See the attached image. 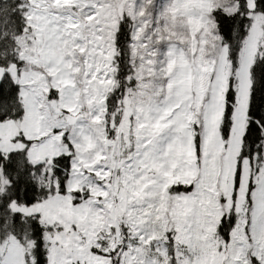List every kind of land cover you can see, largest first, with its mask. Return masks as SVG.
I'll list each match as a JSON object with an SVG mask.
<instances>
[{
  "label": "rangeland",
  "instance_id": "1",
  "mask_svg": "<svg viewBox=\"0 0 264 264\" xmlns=\"http://www.w3.org/2000/svg\"><path fill=\"white\" fill-rule=\"evenodd\" d=\"M247 3L253 11L255 0H247ZM93 4L97 7L90 9ZM236 7L235 0H57L55 3L27 0L28 27L16 42L21 67L8 68L21 86L25 113L18 121L0 123V151L8 154L18 150L15 142L18 133L41 136L47 132L51 138L46 142L30 143L28 157L32 162L49 164L50 157L66 150L67 140L61 142L52 136L63 127L67 129L66 138L71 133L83 143L84 135L90 136L91 144L104 148L107 153L108 160L102 164L113 169L107 185V207L98 203L102 198L95 195L97 186L104 182L82 167L96 150L87 146L82 149L84 161L73 152L76 167L71 168L67 184L80 189L79 196L75 192L56 193L34 206L12 204L14 211L40 216L48 228L45 237L52 264H78L74 258L96 243L108 249L100 251L101 257L110 256L111 264H121V249L127 248L128 243L125 227L128 218L122 202L115 199L124 191V176L118 171L120 161L130 154L135 155L137 139L143 135L137 127V112L143 116L150 109L163 107L166 97L179 99L180 108L174 114L175 130L165 129L159 134L166 138L159 140L157 163L166 168L169 184L186 182L192 184L193 189L188 193H175L160 187L153 193L151 223L159 239L153 242V251L145 249L146 256L156 259L157 264H169L154 251L157 245L165 244L163 238L167 235L169 254L175 246L181 264H190L197 258L205 264H262L264 150L261 163L242 162L238 184H234V177L247 126L250 83L247 65L256 59L263 45L264 16L251 13L248 35L239 64L233 71L211 14L218 8L232 13ZM93 12L95 17L89 19ZM53 13L71 17L77 25L71 29L75 35H66L57 49L61 58L67 60L69 75L65 77L49 67L53 61L43 50L42 39L50 29L64 30L65 22L53 19ZM124 15L133 22L131 60L134 71L129 79L133 83L122 102L120 115H117L119 112L110 117L106 115L105 126L104 122L93 123L92 116L102 107V97L116 88L115 34ZM93 74L97 79L91 78ZM230 78L236 84V104L230 135L223 139L220 129ZM65 84L69 97L72 92L76 93L78 112L72 116L63 112L59 97L53 98L47 92L48 88ZM54 101L61 113H56ZM151 115H156L155 111ZM69 117L77 118V122L69 124ZM113 118L117 119L118 133L111 127ZM105 136L109 137V146ZM173 137V147L165 157L163 152L168 150ZM160 172L161 167H155L149 175ZM230 213L235 220L231 224V235L226 239L220 237L218 225L221 218ZM118 221L124 234L115 229L109 232V225ZM177 228L181 229L180 238L173 242L171 237ZM185 240L195 245L196 253L188 251L187 243H182ZM30 249L9 238L0 243V264H26V259L32 258ZM90 259L95 264V257Z\"/></svg>",
  "mask_w": 264,
  "mask_h": 264
},
{
  "label": "trees",
  "instance_id": "2",
  "mask_svg": "<svg viewBox=\"0 0 264 264\" xmlns=\"http://www.w3.org/2000/svg\"><path fill=\"white\" fill-rule=\"evenodd\" d=\"M235 2L237 7L232 13L218 8L211 14L221 42L230 46L227 52L229 61L232 60L230 64L233 71L236 70L239 62L233 60L231 53L238 52L240 57L245 37H247L251 25V13L254 11L264 16V4H261L259 0H255L253 11L249 9L247 0H235ZM26 11L27 0H0V66L7 70L0 84V114L6 117L4 122L18 121L25 113L21 98V86L8 71V68L12 64L21 67L16 42L28 27ZM132 32L133 22L124 15L118 23L115 34L116 88L107 96V117L118 112L117 115H120L122 102L128 88L133 83L129 82L134 71L131 60ZM261 57H264V38L256 59L259 60ZM251 83V99H249L246 128H249L254 121L259 120L262 131L258 132L253 129L247 137L244 133L237 173H239L244 160H249L251 164L261 163L263 160L264 80L257 72H253ZM235 85L234 79L230 78L226 92L230 88H235ZM235 104L236 88L235 95L230 101H226L225 93V108L220 129L223 139L229 137H225L223 133L226 126L231 131L235 112V110L229 112L227 106L230 105L234 109ZM198 145L199 143H197ZM0 156L6 157V159H0V243L9 238L16 239L25 248H31L30 256L32 258L29 259L28 255L26 264H39V257L42 254L48 257L49 249L45 237L48 228L43 225L39 215H25L20 211L12 210V202L15 201L17 205H28L29 201H32L33 204H36L47 200L56 193H61L56 187L57 178L59 176L68 184L71 168L65 166L67 162L36 163L33 167L27 149L14 150L8 154L0 151ZM57 168L60 169L59 174L54 171ZM180 192L185 191L181 188ZM231 217H233V213L223 217L226 220L225 231L232 227ZM218 232L220 237L225 238L219 228Z\"/></svg>",
  "mask_w": 264,
  "mask_h": 264
},
{
  "label": "snow or ice",
  "instance_id": "3",
  "mask_svg": "<svg viewBox=\"0 0 264 264\" xmlns=\"http://www.w3.org/2000/svg\"><path fill=\"white\" fill-rule=\"evenodd\" d=\"M53 2H57V0H53ZM261 4H264V0H259ZM87 6V5H86ZM97 5H91V8H95ZM95 17V12L89 16V19H93ZM52 18L59 21H64V30L63 31H56L50 29L46 35L42 39L43 50L46 55L50 57L53 61L49 67L58 73H60L61 77H65L69 75L67 60L61 58V56L57 53V49L60 45L64 43V40L67 36L75 35L71 29L77 27L76 24L72 22L71 17H64L59 16L55 13L52 14ZM31 19V17H29ZM35 27V25H33ZM227 35V33H225ZM246 38V37H245ZM79 47V45H77ZM224 47L229 49L230 46L225 44ZM83 51V49H81ZM231 56L233 60L237 63L239 62V53L232 52ZM232 63V60L229 61ZM15 65L12 64L9 66V70L14 68ZM5 71L2 67H0V73ZM253 72H257L261 79L264 80V57H261L259 60L252 59L250 63L247 65V77L250 81L249 83V99H251V76ZM92 79H97V76L93 74L91 77ZM111 78L109 77V82ZM68 85L65 84L64 86H56L54 88H48L47 92L53 97L57 98L62 101V110L65 114L72 116L73 114L78 112L75 96L76 93L72 92L71 96L69 97L65 92V88ZM71 87L74 89L75 85L72 84ZM235 95V88H230L229 91L226 92V101H230L233 99ZM107 95L103 96L100 104L102 107L95 111V115L92 116L93 123H101L104 122L105 126H107ZM180 108V101L179 99L176 100H169V98H165V104L163 107H156L154 110L150 109L146 112L143 116L137 112L136 114V121L137 127L142 130L143 135L137 139V143L135 145L136 151L135 155H128L122 158L120 161V167L118 171L124 176V183H123V193L116 197V200L122 202L124 207L125 213L127 214L128 222L125 224L127 228V248L121 249V264H157L156 259L148 258L146 256L145 249L147 251H153L152 245L153 242L158 240L159 238L154 235L152 230V217L153 212L151 209L154 207L152 203V196L153 193L158 191L160 187H165L171 189L174 192L179 193L181 188L185 191V193L191 192L193 189V185L186 182H177L175 185L169 184L166 177H167V170L163 167V164L157 163L156 152L158 149L159 140H163L166 137L160 136L159 134L162 133L165 129L175 130V112L177 109ZM228 111L232 112L234 109L228 105ZM155 111L156 115H151V112ZM6 117L0 114V123H3ZM122 123V120L120 121ZM111 127L114 132H119V126L117 123V119L113 118L111 121ZM255 129L256 131H262L260 127V121H254L249 128L245 130V137L250 135L251 131ZM65 131L67 129L61 127L59 131L52 133L53 137H58L61 142L67 140V143L64 144L65 151L64 152H57L54 154L53 157L48 159V163H61L67 162L66 167L75 168L76 165L73 163V152L75 151L77 154L81 155V160L84 161V157L82 155V149L85 146L89 148H95L94 153H90L91 159H88L82 163L83 168H87L88 172L95 173V176L100 180L103 181V185H98V190L95 191V195L102 199H99L98 203H104L107 207L109 205V189L107 187L109 179L112 177L113 169L110 165L103 163L104 161L108 160L107 153L104 148H100L98 146L91 144V137L88 135H84L83 140L84 142H78L76 139L72 137V134L69 133L68 137H65ZM81 135H83V130L81 131ZM223 135L225 137L230 135V128L227 126L224 129ZM18 138H15L16 145L18 146V150L23 151L27 149L31 151L30 143H35L36 141H40L41 143L46 142V139L51 138L47 132L42 133L41 136H29L25 134H17ZM159 137V139H158ZM109 139L108 136H105V140ZM175 138L173 137V142L168 143L167 151L163 152V155L167 157L169 152L173 147ZM70 145V146H69ZM247 158V157H245ZM0 159H6L4 156H0ZM35 167L36 162L30 161ZM161 167V172L159 174L149 175V172H152L153 168ZM54 171L59 174L60 169H54ZM69 177H71V172L69 173ZM240 181L239 173L236 174L234 177V184H238ZM56 187L59 189L61 193L65 192H75L77 196L80 195V189L68 187L67 182L64 179H60L59 176L57 178V185ZM15 204V201L12 202ZM133 205H136L133 207ZM34 206L32 201H29L26 207ZM39 211V209H37ZM19 218V217H18ZM234 221L235 217H231ZM255 223V218L254 221ZM234 226V225H233ZM218 228L221 232L224 233L225 238H229L231 235V228L225 231L226 228V220L221 218ZM115 229L118 232L123 233V229L120 228V222L118 221L115 224L109 225V232ZM168 231H171L169 229ZM181 229L177 228L176 233L171 237L173 242L178 240L179 233ZM7 239V237H5ZM164 245H157L154 249L155 253L158 254L159 257H163L169 261V264H172V261H175V264H181L180 260V253H178L173 246V251L171 255L169 254L168 247L166 246V242L168 241L169 237L167 235L164 236ZM182 243H187L188 251L191 253H196L197 249L194 244L190 241H182ZM210 247V245H209ZM115 248H113V251ZM100 251L107 252L108 249L104 248L100 243H96L95 245H89L87 252L81 256L75 257L74 260L78 261V264H93L92 259L90 257H95V264H111V257L110 256H100ZM125 257L127 258L125 260ZM259 259V258H258ZM39 264H52L51 258L46 257L45 255H41L39 257ZM190 264H205L204 261L200 260L199 258L195 259L194 261H190ZM264 264V261H262Z\"/></svg>",
  "mask_w": 264,
  "mask_h": 264
},
{
  "label": "water",
  "instance_id": "4",
  "mask_svg": "<svg viewBox=\"0 0 264 264\" xmlns=\"http://www.w3.org/2000/svg\"><path fill=\"white\" fill-rule=\"evenodd\" d=\"M0 67H1V66H0ZM2 68L5 69L4 67H2ZM6 71H7V70L5 69V71H3L2 73H0V84H1L3 78H4L5 74H6ZM52 105H53V107H54L56 113H61V110L58 109V108H56V102H55V101L53 102ZM68 122H69V124L73 125V124H75V123L77 122V118L69 117ZM106 144H107V146L110 145V143H109L108 141H107Z\"/></svg>",
  "mask_w": 264,
  "mask_h": 264
}]
</instances>
